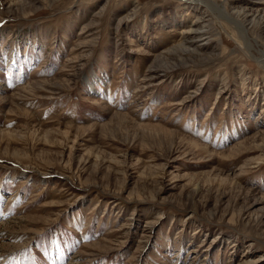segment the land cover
<instances>
[{"label": "rangeland", "instance_id": "obj_1", "mask_svg": "<svg viewBox=\"0 0 264 264\" xmlns=\"http://www.w3.org/2000/svg\"><path fill=\"white\" fill-rule=\"evenodd\" d=\"M197 1L0 0V264H264V0Z\"/></svg>", "mask_w": 264, "mask_h": 264}, {"label": "bare ground", "instance_id": "obj_2", "mask_svg": "<svg viewBox=\"0 0 264 264\" xmlns=\"http://www.w3.org/2000/svg\"><path fill=\"white\" fill-rule=\"evenodd\" d=\"M182 1H185V0H182ZM187 1V0H186ZM188 1H192V0H188ZM197 1V0H196ZM187 4L189 3V2H186ZM194 4H202L203 5V7H204V9H205V11L207 10H209V11H211V13L213 12V13H215L214 11V9L207 3V1L206 0H198L197 1V3H194ZM194 13V12H193ZM206 14H207V16H208V14L209 13H207L206 12ZM207 16H196L195 17V21H193V22H190V24H189V26H188V28H187V30H186V32H184V35H183V41H184V51L187 53V54H197V55H199V56H203L202 54H200L199 52H201L200 50H203L204 48H205V44H202V45H194V47H193V45L192 44H189V43H193V40L195 39V38H198V40L199 41H207V38H206V35H207V27H204V26H200L202 23L203 24H206V20H205V18L207 17ZM219 16V15H218ZM220 17V16H219ZM194 20V19H193ZM189 23V22H188ZM243 24V23H242ZM185 26V25H184ZM186 26H187V24H186ZM185 26V27H186ZM241 27V29L243 28V29H245L244 28V25H241L240 26ZM185 31V30H184ZM210 37V36H209ZM209 41V40H208ZM189 44V45H188ZM204 47V48H203ZM199 53V54H198ZM259 54V55H258ZM258 57L257 58H255V59H258L259 60V63L260 64H262L263 66H264V51L263 52H258ZM204 56H205V54H204ZM208 59H210V58H208ZM48 175H50V173H41V175H40V177H43V176H48ZM7 180L8 181H11V178H7Z\"/></svg>", "mask_w": 264, "mask_h": 264}]
</instances>
